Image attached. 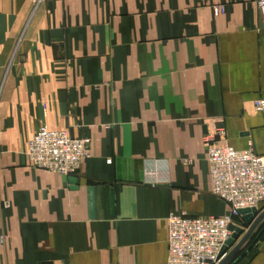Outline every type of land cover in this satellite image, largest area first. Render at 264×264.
<instances>
[{"label":"crops","instance_id":"0c3cea01","mask_svg":"<svg viewBox=\"0 0 264 264\" xmlns=\"http://www.w3.org/2000/svg\"><path fill=\"white\" fill-rule=\"evenodd\" d=\"M256 97L252 0H0V264L165 263L170 212L228 210L206 131L261 151ZM40 127L89 139V157L66 176L31 166ZM153 160L164 183L144 182ZM236 264H264V239Z\"/></svg>","mask_w":264,"mask_h":264},{"label":"built area","instance_id":"2783aa9c","mask_svg":"<svg viewBox=\"0 0 264 264\" xmlns=\"http://www.w3.org/2000/svg\"><path fill=\"white\" fill-rule=\"evenodd\" d=\"M264 28V0H252ZM223 10L213 7V13ZM255 111H264V97L252 101ZM223 142L217 143L216 137ZM222 128H212L204 135L209 164L211 193L223 200L228 210L223 215L191 216L186 212H170L166 217L167 259L163 264H219L227 251L220 254L233 230L242 227L241 209L262 210L264 204V143L260 152L251 145L236 149L225 141ZM27 162L34 167L61 175L74 173L81 161L89 157V139L71 136L66 129L40 127L28 140ZM157 160L146 163L144 182L164 183ZM165 173V172H163ZM230 249V248H229Z\"/></svg>","mask_w":264,"mask_h":264},{"label":"water","instance_id":"95a60500","mask_svg":"<svg viewBox=\"0 0 264 264\" xmlns=\"http://www.w3.org/2000/svg\"><path fill=\"white\" fill-rule=\"evenodd\" d=\"M240 213L242 214V220L247 224L248 227L246 230H244L242 227H234L233 225L230 226V229L233 230V233L220 251V254L226 251L227 254L219 264H236L250 250L254 241L246 245L242 251L237 254L239 250L245 245L255 227L264 218V209L261 211H257V209L254 208L241 209Z\"/></svg>","mask_w":264,"mask_h":264},{"label":"trees","instance_id":"16d2710c","mask_svg":"<svg viewBox=\"0 0 264 264\" xmlns=\"http://www.w3.org/2000/svg\"><path fill=\"white\" fill-rule=\"evenodd\" d=\"M262 209H264V204H263V206H262ZM260 223H261V222H260ZM260 223H259V224H260ZM242 224H244V225L247 226V224H246L244 221H242ZM259 224H258V225H259ZM258 225H257V227H258ZM257 227H255V229L252 231V233L250 234V236H249V238H248L249 241L247 240V242L245 243V245L243 246V248H244L246 245H248L249 243H251L252 241H254V243H255L256 240H258L259 238H261V236H262L263 233H264V224H263V225L261 224V225L259 226V230L257 231L256 235L253 237V239L250 241L251 235L253 234V232L256 230ZM254 243H253V245H254ZM253 245H252V247H253ZM252 247H251V248H252ZM243 248H241L237 254H239V253L242 251ZM251 248H250V249H251ZM234 258H235V257H234ZM234 258H233V259H234Z\"/></svg>","mask_w":264,"mask_h":264},{"label":"rangeland","instance_id":"374dc122","mask_svg":"<svg viewBox=\"0 0 264 264\" xmlns=\"http://www.w3.org/2000/svg\"><path fill=\"white\" fill-rule=\"evenodd\" d=\"M261 223L258 225V227L256 228V230L253 232V234L251 235V238H250V241L253 239V237L256 235V233H257V231L259 230V226L262 224H264V218L260 221ZM247 227L248 226H246V225H242V228H244V230H246L247 229ZM264 239V233H263V235L261 236V238H259L258 240H256V242L254 243V245H253V248H256V246H257V244L260 242V241H262ZM249 241V240H248ZM243 248V247H242Z\"/></svg>","mask_w":264,"mask_h":264}]
</instances>
